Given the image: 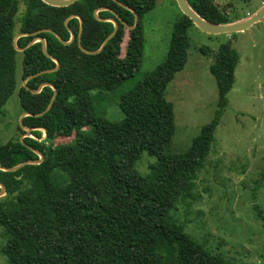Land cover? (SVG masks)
Listing matches in <instances>:
<instances>
[{
  "label": "trees",
  "instance_id": "1",
  "mask_svg": "<svg viewBox=\"0 0 264 264\" xmlns=\"http://www.w3.org/2000/svg\"><path fill=\"white\" fill-rule=\"evenodd\" d=\"M22 1L24 12L16 32L19 0H0V112L16 89V53L21 55V80L55 66L39 41L17 51L13 44L17 33L50 28L67 40L64 20L71 13H80L81 45L93 50L113 27L110 21L97 20L93 8H112L129 25L134 20L129 10L113 0H75L62 7L41 0ZM118 1L137 12V25L129 29L118 22L115 34L95 54L78 47L76 18L67 20L74 33L68 44L52 33L38 34L59 67L25 83L36 89L48 81L57 92L43 114L21 119L32 129L33 137L0 142V165L5 167L37 159L33 149L43 156L37 164L0 170V183L5 188L0 196L4 239L0 252L8 264H230L193 240L175 214L179 204L186 212L197 199V171L206 162L221 109L233 85L238 53L229 41L213 53L209 70L216 81L218 109L212 120L201 126L186 152L168 153L175 125L173 105L165 98V90L186 61L187 30L193 23L180 12L172 26L165 59L120 93L117 100L123 117L110 120L97 101L102 93L115 90L137 71L143 46L140 18L154 5V0ZM187 1L205 19L229 22L214 0ZM97 15L114 17L108 10ZM125 29L127 39L120 56ZM32 38L19 37L16 45L23 47ZM201 51L209 53L206 47ZM52 94L50 86L32 93L20 84V112L43 111ZM16 129L25 132L18 123ZM62 136L71 139L54 142ZM143 152L155 160L148 162L147 172L140 173L136 162Z\"/></svg>",
  "mask_w": 264,
  "mask_h": 264
},
{
  "label": "rangeland",
  "instance_id": "2",
  "mask_svg": "<svg viewBox=\"0 0 264 264\" xmlns=\"http://www.w3.org/2000/svg\"><path fill=\"white\" fill-rule=\"evenodd\" d=\"M19 0L15 31L24 12ZM229 21L258 9L264 0H214ZM180 10L175 0H154L140 18L143 33L142 56L134 75L115 90L102 93L97 101L110 120H120L121 92L130 89L143 75L165 59L173 23ZM120 43L123 55L127 30ZM188 47L183 67L167 84L165 98L173 105L174 133L168 153H184L218 109L216 81L209 70L212 55L229 41L238 53L234 82L226 95L213 133L204 166L197 171V199L190 210L178 206L175 216L184 231L230 264H264V17L243 31L209 34L197 26L187 30ZM206 47L208 54L201 51ZM19 51V50H17ZM16 89L0 112V142L33 137L16 129L21 115L17 87L21 80V55L16 53ZM45 134H41L44 138ZM71 137H57L55 143ZM154 156L143 152L136 167L148 171ZM143 168V169H141ZM1 231V230H0ZM4 241L0 232V246ZM0 264H8L0 252Z\"/></svg>",
  "mask_w": 264,
  "mask_h": 264
},
{
  "label": "water",
  "instance_id": "3",
  "mask_svg": "<svg viewBox=\"0 0 264 264\" xmlns=\"http://www.w3.org/2000/svg\"><path fill=\"white\" fill-rule=\"evenodd\" d=\"M43 1L44 3L48 4V5H52V6H59V7H62V6H68L70 5L71 3H73L75 0H41ZM115 1L118 5L128 9L132 14H133V17H134V20H133V24L129 25L127 24L126 22H124L121 17L116 13L114 12L112 9L106 7V6H101V7H98L96 8V10L93 11L94 13V17L97 19V20H100V21H110L113 25L112 27V30L109 32V34L104 38V40L102 41L101 45L97 48V49H87V48H84L82 45H81V42H80V33H81V30H82V25L80 24V27H79V34H78V37H77V44H78V47L83 51V52H86V53H89V54H95L97 52H99L103 46L106 44V42L108 41L109 38H111L115 32L117 31V28H118V22L122 23L125 27L129 28V29H132L134 28L136 25H137V22H138V15H137V12L131 8L130 6L118 1V0H113ZM179 10L184 14L186 15L190 20L191 22L197 26L201 31L203 32H206V33H209V34H217V33H228V32H237V31H243L247 28H249L252 24H254L255 22L259 21L261 18L264 17V2L262 3V5L256 9L255 11H253L252 13L248 14V15H245L244 17L240 18V19H236V20H233V21H229V22H226V23H215V22H212L210 20H207L205 19L204 17H202L201 15H199L191 6L190 4L188 3L187 0H175ZM101 10H108L110 11L114 17H99L97 15V12L98 11H101ZM72 17H77L80 19L81 21V18L79 15L77 14H70L68 15L65 20H64V24H66V27L67 29L69 30L70 32V39L69 40H64L61 38V36L56 33L54 30L50 29V28H41V29H37L35 31H26V32H20V33H17L14 37H13V44H14V47L16 50H19V51H22L24 50L27 46H29L30 44L34 43L35 41H39L41 42V48H42V51L43 53L51 58L54 62H55V66L52 67V68H47V69H42L36 73H33V74H29L27 75L24 79H23V82H22V85L28 89L30 92L32 93H36L38 92L43 86H50L52 89H53V94L46 106V108L39 112V113H30V112H22L21 115H20V118H19V121H20V127L23 129H25V131H30L32 130L29 126H25L22 122H21V119L26 116V115H34V116H39L41 114H43L45 111H47L55 96H56V92H57V89L56 87L51 83V82H48V81H44V82H41L38 87L36 89H31L29 88L27 85H26V81L36 75H39V74H42V73H46V72H52V71H55L58 67H59V63L57 61V59L55 57H53L50 53L47 52L46 50V46H45V40L42 36L38 35L40 32H49V33H52L59 41H61L63 44H68L71 42V40L73 39V32L71 31V29H69V27L67 26V20L72 18ZM22 36H33V38L23 47H18L16 45V40L19 38V37H22ZM20 140L22 141V138H20ZM37 155H38V158L37 159H27V160H23L21 162H19L18 164L14 165V166H10V167H5V166H2L0 165V170H3V171H12V170H16L17 168H19L20 166L24 165V164H37V163H40L43 159V156L41 154L40 151L36 150V149H33ZM5 193V188H4V185L2 183H0V196L4 195Z\"/></svg>",
  "mask_w": 264,
  "mask_h": 264
},
{
  "label": "flooded vegetation",
  "instance_id": "4",
  "mask_svg": "<svg viewBox=\"0 0 264 264\" xmlns=\"http://www.w3.org/2000/svg\"><path fill=\"white\" fill-rule=\"evenodd\" d=\"M43 2V1H42ZM50 6H52V5H50ZM122 7V6H121ZM96 8H98V7H95V8H93L92 10L94 11V10H96ZM124 8V7H123ZM46 9V8H45ZM110 9H112V8H110ZM126 9V8H125ZM24 10V9H23ZM46 10H51V9H49V8H47ZM78 10H82V7H79L78 8ZM126 10H128V9H126ZM93 13V12H92ZM71 14H77V15H79L80 16V13H71ZM70 15V14H69ZM93 16H94V13H93ZM72 18H76L77 19V22H78V29H77V34H76V40H77V37H78V34H79V27H80V24L82 25V28H83V20H82V18H81V16H80V18H81V21H80V19L79 18H77V17H72ZM67 28V27H66ZM70 29V28H69ZM68 30V29H67ZM72 31V30H71ZM82 31V30H81ZM68 32H69V30H68ZM73 32V31H72ZM81 34V33H80ZM70 39V32H69V37H68V39L67 40H69ZM73 39H74V33H73ZM72 39V40H73ZM71 40V41H72ZM36 42V41H35Z\"/></svg>",
  "mask_w": 264,
  "mask_h": 264
}]
</instances>
